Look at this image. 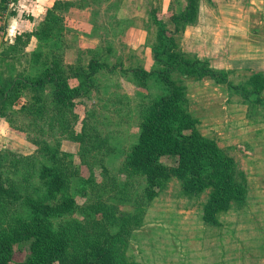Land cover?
<instances>
[{
  "label": "rangeland",
  "instance_id": "obj_1",
  "mask_svg": "<svg viewBox=\"0 0 264 264\" xmlns=\"http://www.w3.org/2000/svg\"><path fill=\"white\" fill-rule=\"evenodd\" d=\"M67 1L73 5L60 11L59 65L70 75L71 66L88 67L90 52L97 50L116 67L99 70L96 83L75 95L67 109L53 106L52 88L46 87L40 93L42 117L30 118L21 111L35 102L32 89L19 88L20 95L5 102L0 112V174L4 185L21 195L8 204L10 212L25 213L29 202L38 198L43 185L37 174L46 163L71 179L68 192L81 209L72 217L84 220L88 231L97 220L110 221L112 232L126 218L133 220L128 244L121 247L130 260L264 264V75L259 70L264 62V0ZM51 2H4L0 97L10 79L31 75L32 55L42 47L33 32ZM22 20H27L24 27ZM19 34L24 41L30 34L29 43L11 53L8 47ZM168 42L174 59L213 72L202 75L178 67L171 79L183 89L196 129L233 158L234 176L245 187L242 202L232 201L216 213L219 224L203 217L215 192L212 183L195 193L185 191L173 177L151 201L143 202L136 194L144 180L129 177L124 167L139 140L145 107L163 92V85L154 81L148 88L142 86L126 69L159 66L154 49ZM216 73L219 76H212ZM68 82L72 88L80 86V78L73 75ZM161 160L168 168L174 165L166 156ZM78 178H93V185L83 188ZM133 184V200L126 203V185ZM29 247L15 244L12 257L0 264L26 263Z\"/></svg>",
  "mask_w": 264,
  "mask_h": 264
},
{
  "label": "trees",
  "instance_id": "obj_2",
  "mask_svg": "<svg viewBox=\"0 0 264 264\" xmlns=\"http://www.w3.org/2000/svg\"><path fill=\"white\" fill-rule=\"evenodd\" d=\"M6 1H1L0 12ZM72 5L71 1L56 0L48 9L44 20L33 32L42 47L32 55L34 65L30 69L31 75L10 79L1 88V113L5 109V102L13 95L19 96V88L22 87L36 92L35 102L28 107H21V111L30 118L43 116L44 105L40 93L48 86L52 88L53 106H64L67 109L73 104L75 95L87 91L96 83L99 70L112 71L116 67L112 68L107 61L102 60L97 50L90 52L93 58L88 67L80 64L71 66L70 75L59 65L57 53L63 36L60 11L63 7L68 10ZM22 37V34L17 35L8 47L11 53L29 43V38L24 41ZM170 49L169 42L154 49L159 66L152 70L141 66L126 69V72L134 74L142 86L148 88L154 81L163 85V92L154 96L145 107L139 140L126 157L124 167L129 177L144 180L136 194L137 199L143 202L151 201L173 177L180 181L185 191L195 193L203 191L212 183L215 192L205 205L203 217L206 222L219 224L216 213L227 208L232 201L242 202L246 194L245 187L234 176L233 158L196 129L187 113L184 91L171 79L172 71L178 67L202 75L213 72L206 66L184 62L177 57L174 59L175 55ZM11 53L5 54L2 51L4 56ZM72 75L80 78V86L77 88L69 85L68 79ZM163 156L173 159L174 165L171 168L163 163ZM37 175L43 185L38 198L29 202L25 213L19 210L11 213L12 206L8 204L21 195L12 187L5 186L0 174V213L4 216L0 219V263H6L12 257L15 244L27 243L30 245L29 253L23 264H144L130 260L121 253V247L127 246L129 241L132 219L126 218L115 232L111 230L113 225L110 221L97 220L90 225L91 231H88L84 220L72 217L81 209L74 195L68 192L71 179L66 177V173L63 176L59 169L44 163ZM92 180L78 178L79 183L85 184L83 188L93 185ZM134 187L135 184L126 185V203L133 200L131 191Z\"/></svg>",
  "mask_w": 264,
  "mask_h": 264
},
{
  "label": "crops",
  "instance_id": "obj_3",
  "mask_svg": "<svg viewBox=\"0 0 264 264\" xmlns=\"http://www.w3.org/2000/svg\"><path fill=\"white\" fill-rule=\"evenodd\" d=\"M55 1L56 0H52V2L50 3V5H49V7H52V5L55 3ZM49 7H47V8H49ZM23 22L22 23H19L22 27H24V25H26V21L27 20H22ZM260 63H262L263 65L262 66H260V68H259V70L263 73V75H264V62L263 61H261Z\"/></svg>",
  "mask_w": 264,
  "mask_h": 264
},
{
  "label": "water",
  "instance_id": "obj_4",
  "mask_svg": "<svg viewBox=\"0 0 264 264\" xmlns=\"http://www.w3.org/2000/svg\"><path fill=\"white\" fill-rule=\"evenodd\" d=\"M1 1H2V0H0V5H1Z\"/></svg>",
  "mask_w": 264,
  "mask_h": 264
}]
</instances>
